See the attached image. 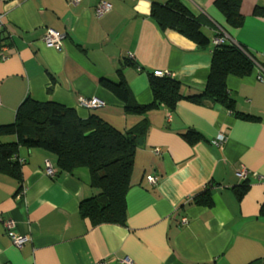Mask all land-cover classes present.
I'll use <instances>...</instances> for the list:
<instances>
[{
  "label": "crops",
  "instance_id": "crops-1",
  "mask_svg": "<svg viewBox=\"0 0 264 264\" xmlns=\"http://www.w3.org/2000/svg\"><path fill=\"white\" fill-rule=\"evenodd\" d=\"M171 0H13L0 3V125L12 123L21 103L53 101L86 119L97 115L124 131L144 117L127 114L109 85L124 83L139 104L153 100L150 74L170 72L189 95L207 85L217 29L264 63V0H243L244 24L229 26L216 0H180L202 22L211 39L201 49L175 29H162L153 9ZM102 2L112 9L103 16ZM64 36L60 50L43 36ZM129 56H132L130 58ZM264 70L229 77L237 111L258 121L237 119L211 103L181 101L146 117L150 130L135 153L127 194V224L94 227L81 215V203L99 195L91 173L43 175L56 164L48 152L21 147L23 185L0 174V264H264ZM106 84H109L108 87ZM98 99L86 109L80 100ZM198 135L199 141L191 142ZM220 136L224 140L215 142ZM4 142L16 141L6 137ZM246 166L250 175L239 178ZM157 178L156 183L148 180ZM209 194L212 206L198 204ZM187 219V223H182ZM27 237L12 242L5 223Z\"/></svg>",
  "mask_w": 264,
  "mask_h": 264
},
{
  "label": "trees",
  "instance_id": "trees-1",
  "mask_svg": "<svg viewBox=\"0 0 264 264\" xmlns=\"http://www.w3.org/2000/svg\"><path fill=\"white\" fill-rule=\"evenodd\" d=\"M216 4L229 26L234 29L243 26V0H216ZM255 14L263 16L264 9L257 7ZM152 16L162 29L178 30L201 49L210 47L211 39L202 31L201 20L192 15L180 0L155 7ZM225 35V32L217 34L216 30L214 39ZM211 53L212 64L204 90L184 95L180 81L174 77L156 76L154 72L150 74L153 100L147 105L139 104L125 85L123 69L131 65L130 61H125L119 69V79L123 81L120 86H106L109 85L111 92L124 104L127 114L140 115L144 119L124 131L97 115L84 119L77 110L51 100L39 102L25 99L17 110L14 122L0 125V174L18 181L20 192L24 189V162L19 158L21 147L48 152L56 160L54 166L50 164L55 173L53 178L73 175L80 168L90 171L91 184L99 190V195L81 203L83 218L89 219L94 227L105 224L125 226L128 218L126 197L131 188L135 153L150 130V123L145 118L147 113L160 107L173 112L181 101H187L197 105L211 103L230 111L237 119L258 121L254 116L237 111L227 79L249 76L256 68L264 70V63L246 47L229 41V38H225L222 44L214 45ZM6 137H16L17 140L4 142L2 139ZM199 139L198 135L191 136L193 143ZM198 204L212 206V198L209 194L201 195ZM261 213L264 216V205Z\"/></svg>",
  "mask_w": 264,
  "mask_h": 264
},
{
  "label": "built area",
  "instance_id": "built-area-1",
  "mask_svg": "<svg viewBox=\"0 0 264 264\" xmlns=\"http://www.w3.org/2000/svg\"><path fill=\"white\" fill-rule=\"evenodd\" d=\"M8 1H13V0H0V3H3V2H8ZM74 3L78 2L79 0H72ZM112 9V5L108 2H102L97 10H96V14L97 16H103L106 12L110 11ZM218 33H223V30L222 29H217V34ZM225 38H229L227 35H225V37H216L214 40H213V45H219V44H222L224 41H225ZM43 41L44 43L48 46V47H51V48H56L58 50H60L62 48V45H63V39H64V36L53 30V29H48L47 32L44 34L43 36ZM130 58H132V56H129ZM155 75L156 76H159V77H172V74L170 72H161V71H157L155 72ZM260 79H264V77L261 75L260 76ZM80 104L81 106L85 107V108H89V109H94L98 106H102L103 105V102L98 100V99H86V98H82L80 100ZM224 140V137L223 136H220L218 138V140L215 142L217 145L220 144V142H222ZM41 172L43 175H46V176H54V170L52 168V166L48 163L46 164L43 169H41ZM250 175V171L249 169L246 167V166H241L240 170L238 171V176L239 178L243 179V180H246ZM148 180L151 182V183H156L157 181V178L154 177V176H149L148 177ZM182 223H187V219H183L182 220ZM5 228L6 230L9 232V236L12 240V242L14 243L15 246L21 248L25 243L26 241L28 240L27 237H21V236H17L15 233H14V230L16 228V224L13 220H8L6 223H5ZM124 262L126 264H132V262L128 259L124 260ZM99 264H105L104 262H101Z\"/></svg>",
  "mask_w": 264,
  "mask_h": 264
}]
</instances>
